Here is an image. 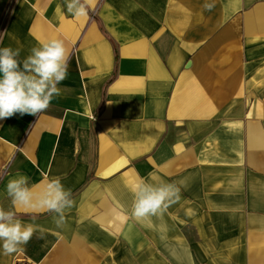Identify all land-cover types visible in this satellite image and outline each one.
<instances>
[{
    "label": "crops",
    "instance_id": "obj_1",
    "mask_svg": "<svg viewBox=\"0 0 264 264\" xmlns=\"http://www.w3.org/2000/svg\"><path fill=\"white\" fill-rule=\"evenodd\" d=\"M52 38L68 77L38 118L0 120V207L17 173L75 203L63 228L15 209L46 232L0 264H264V0H90L84 17L0 0V48L22 61ZM141 181L179 197L136 218Z\"/></svg>",
    "mask_w": 264,
    "mask_h": 264
},
{
    "label": "clouds",
    "instance_id": "obj_2",
    "mask_svg": "<svg viewBox=\"0 0 264 264\" xmlns=\"http://www.w3.org/2000/svg\"><path fill=\"white\" fill-rule=\"evenodd\" d=\"M66 11L74 17L89 14L90 0H65ZM203 7L211 11V3ZM20 49L11 46L0 48V120L20 116H39L47 110L54 99L60 95L58 85L68 77L70 53L60 38H52L31 49L22 61ZM30 177L17 173L9 179L6 192L12 207H0V247L5 255L21 250L33 235L39 232L43 238L46 232L35 223H24L15 211L23 208L31 213H53L57 228H63L66 211L74 206L71 189L65 188L59 177L49 179L45 187L34 192L29 185ZM184 184V182H180ZM186 186V185H185ZM177 183L161 182L152 184L141 181L134 190L132 215L143 218L148 215L163 214L170 202L179 197Z\"/></svg>",
    "mask_w": 264,
    "mask_h": 264
},
{
    "label": "trees",
    "instance_id": "obj_3",
    "mask_svg": "<svg viewBox=\"0 0 264 264\" xmlns=\"http://www.w3.org/2000/svg\"><path fill=\"white\" fill-rule=\"evenodd\" d=\"M115 55H116V58H117V56H118V47L117 46H115ZM112 80L113 79H111L108 83H110Z\"/></svg>",
    "mask_w": 264,
    "mask_h": 264
},
{
    "label": "rangeland",
    "instance_id": "obj_4",
    "mask_svg": "<svg viewBox=\"0 0 264 264\" xmlns=\"http://www.w3.org/2000/svg\"><path fill=\"white\" fill-rule=\"evenodd\" d=\"M156 248H160L161 246L158 244V246H155ZM187 261H188V259H187Z\"/></svg>",
    "mask_w": 264,
    "mask_h": 264
}]
</instances>
